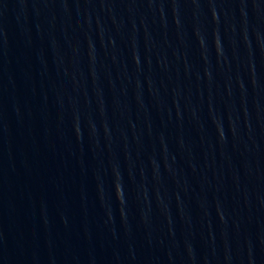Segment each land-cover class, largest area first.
<instances>
[{"label":"water","instance_id":"95a60500","mask_svg":"<svg viewBox=\"0 0 264 264\" xmlns=\"http://www.w3.org/2000/svg\"><path fill=\"white\" fill-rule=\"evenodd\" d=\"M0 264H264V0H0Z\"/></svg>","mask_w":264,"mask_h":264}]
</instances>
